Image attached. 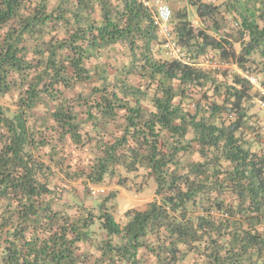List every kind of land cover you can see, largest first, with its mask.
I'll return each instance as SVG.
<instances>
[{
	"label": "trees",
	"instance_id": "trees-1",
	"mask_svg": "<svg viewBox=\"0 0 264 264\" xmlns=\"http://www.w3.org/2000/svg\"><path fill=\"white\" fill-rule=\"evenodd\" d=\"M190 2L181 61L138 0H0V264H264L259 94L201 66L264 86V0Z\"/></svg>",
	"mask_w": 264,
	"mask_h": 264
},
{
	"label": "built area",
	"instance_id": "built-area-1",
	"mask_svg": "<svg viewBox=\"0 0 264 264\" xmlns=\"http://www.w3.org/2000/svg\"><path fill=\"white\" fill-rule=\"evenodd\" d=\"M143 7L147 8L153 13V18L155 25L157 26L158 35L161 37L164 47L169 51L172 57L183 60L182 54L176 46V42L173 37V32L171 31L170 21L172 18V11L167 3L162 0H138ZM204 69H208L213 72H224L228 80H232L234 74L239 73L246 77L255 92L259 94L257 99V104L259 111L263 118L262 123L259 126L258 133L261 136L262 145V155L264 156V86L261 83V78L257 75H252L247 72H243L238 66L232 62L224 59H215L210 61H205L201 64ZM106 189L101 186H94L91 188L92 195H100L105 193ZM227 214H225L226 216Z\"/></svg>",
	"mask_w": 264,
	"mask_h": 264
},
{
	"label": "rangeland",
	"instance_id": "rangeland-1",
	"mask_svg": "<svg viewBox=\"0 0 264 264\" xmlns=\"http://www.w3.org/2000/svg\"><path fill=\"white\" fill-rule=\"evenodd\" d=\"M166 3H168L171 7L172 5H175L177 9L185 8L187 9L189 15L191 16V19H195V10L190 2V0H164ZM172 8V7H171ZM236 48L239 49V45L236 44ZM3 103H5L4 100H1ZM255 110L258 113L257 117V125H260L263 121V118L261 117V114L259 113L258 106L255 108ZM260 148H261V141L259 142ZM106 189L105 193L100 195H94V196H107L108 194L114 192L116 194V202L118 205V210L116 212V218L118 221L123 223V220L125 219V213L128 209L136 208V207H142L147 202L152 201L155 198V188L156 183L154 179H148V181L142 186L140 189L133 191V190H127L123 187L117 186L116 184H103L101 185ZM77 188H81V185L76 184ZM192 257L189 256L187 259V262H191Z\"/></svg>",
	"mask_w": 264,
	"mask_h": 264
},
{
	"label": "clouds",
	"instance_id": "clouds-1",
	"mask_svg": "<svg viewBox=\"0 0 264 264\" xmlns=\"http://www.w3.org/2000/svg\"><path fill=\"white\" fill-rule=\"evenodd\" d=\"M162 1H164V0H162ZM165 2V1H164ZM166 3V2H165ZM168 4V3H167ZM169 5V4H168ZM169 7H170V5H169ZM170 9H171V7H170ZM171 11H172V9H171ZM172 16H173V13H172ZM172 19V18H171ZM193 24H194V26H198L199 25V20L197 19V16H195V19H193ZM161 38V37H160ZM161 41H162V39H161ZM162 45H163V48L164 49H166L165 47H164V44H163V41H162ZM166 51H167V49H166ZM167 53H169L168 51H167ZM256 104H257V100H256ZM257 106H258V104H257ZM258 110H259V107H258ZM259 113H260V111H259ZM261 114V113H260ZM262 117V116H261ZM98 186H101V185H98ZM94 187V186H93ZM102 187V186H101Z\"/></svg>",
	"mask_w": 264,
	"mask_h": 264
}]
</instances>
